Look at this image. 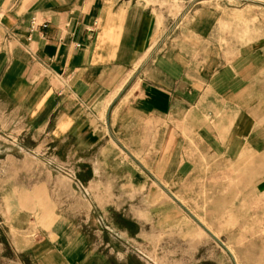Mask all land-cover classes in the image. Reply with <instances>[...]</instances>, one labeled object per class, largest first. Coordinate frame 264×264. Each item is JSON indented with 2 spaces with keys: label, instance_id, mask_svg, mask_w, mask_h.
I'll use <instances>...</instances> for the list:
<instances>
[{
  "label": "crops",
  "instance_id": "obj_1",
  "mask_svg": "<svg viewBox=\"0 0 264 264\" xmlns=\"http://www.w3.org/2000/svg\"><path fill=\"white\" fill-rule=\"evenodd\" d=\"M176 1L0 0V264H144L78 221L99 216L144 250L174 226L186 243L162 250L161 264L224 263L178 219L179 208L214 236L159 173L178 174L194 141L240 155L257 134L243 133L244 95L226 94L235 84L214 46L219 5L186 0L174 15ZM51 156L73 161L89 197L52 176ZM146 175L174 205L145 196Z\"/></svg>",
  "mask_w": 264,
  "mask_h": 264
},
{
  "label": "rangeland",
  "instance_id": "obj_2",
  "mask_svg": "<svg viewBox=\"0 0 264 264\" xmlns=\"http://www.w3.org/2000/svg\"><path fill=\"white\" fill-rule=\"evenodd\" d=\"M184 1H176L174 15L181 13ZM187 1L195 3L210 0ZM217 1L212 0L207 5H219L221 17L213 34L214 46L225 55L227 66L232 69L227 83L232 86L235 84L233 90L226 94L244 95L241 100L243 105L245 101L246 104L241 109L245 120L243 129L245 126L247 131L243 133L247 134L246 137L250 132L257 134L254 137L256 141H252V144L257 142L256 147L250 149L244 139L238 150L240 155L224 156L216 154V140H206L204 143L194 141L193 153L181 157L184 164L178 174L165 170L159 174L168 189L214 235L208 236L200 225L178 208V219L184 217L189 226L198 229L209 240L211 257H217L215 251H218L219 256L224 257V263L220 258V264H264V0ZM220 110L213 107L210 109L213 114L210 118L211 129H216L223 120ZM141 160H147L151 167L160 166L154 164L157 158L153 156H143ZM160 161L158 159V163ZM130 163L133 164L131 160ZM49 165L55 179L70 180L80 197H89L88 188L79 179L73 161L51 156ZM161 167L169 165L165 163ZM145 181L150 183L145 196L159 193L162 206H166L164 202L174 205L147 175ZM78 221L93 238H96L94 227L98 223V227L105 233L103 241L109 239V234L113 242L119 246L124 244L130 249V255L144 264H161L158 256L162 250H168L170 245L186 243L184 235L177 233L171 224L161 234L151 237L147 244L148 250H144L134 241L115 234L103 217L99 216L95 221L79 218ZM182 228L184 226L180 225L181 233ZM218 241L221 246L217 244Z\"/></svg>",
  "mask_w": 264,
  "mask_h": 264
},
{
  "label": "built area",
  "instance_id": "obj_3",
  "mask_svg": "<svg viewBox=\"0 0 264 264\" xmlns=\"http://www.w3.org/2000/svg\"><path fill=\"white\" fill-rule=\"evenodd\" d=\"M38 27V24L36 23V21L34 20L32 23V31L36 30V28ZM45 28L47 27V25L44 26Z\"/></svg>",
  "mask_w": 264,
  "mask_h": 264
}]
</instances>
